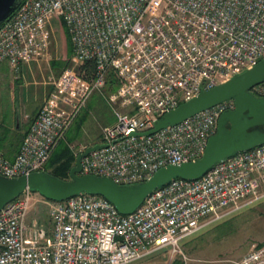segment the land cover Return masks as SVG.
<instances>
[{
	"label": "built area",
	"instance_id": "obj_1",
	"mask_svg": "<svg viewBox=\"0 0 264 264\" xmlns=\"http://www.w3.org/2000/svg\"><path fill=\"white\" fill-rule=\"evenodd\" d=\"M55 17L69 34L72 63L48 77L51 89L15 157L0 149L6 178L45 171L110 70L120 81L106 96L114 121L102 127L106 146L81 159L80 175L133 185L166 165L195 161L233 99L150 135L130 133L151 129L169 110L264 59V0H21L0 24V64L18 73L48 60ZM87 60L94 62L90 79L79 70ZM252 92L264 97V82ZM87 147L74 149L75 157ZM262 199L264 144L197 179L170 180L128 214L97 194L56 201L25 189L0 209V264H132L168 250L186 264L185 238ZM233 264H264V244L250 242Z\"/></svg>",
	"mask_w": 264,
	"mask_h": 264
},
{
	"label": "water",
	"instance_id": "obj_2",
	"mask_svg": "<svg viewBox=\"0 0 264 264\" xmlns=\"http://www.w3.org/2000/svg\"><path fill=\"white\" fill-rule=\"evenodd\" d=\"M20 1L0 0V24L12 15ZM263 82L264 59L233 78L202 90L190 100L169 110L154 123L151 129L130 133V135H150L178 124L224 100L233 99L234 109L220 114L215 134L208 138L203 154L195 161L169 164L157 169L144 181L133 185H118L108 177L80 175L81 159L90 152L106 146L94 144L75 157L68 179H60L47 171L32 172L15 178L0 175V209L25 189H29L56 201L65 200L79 193L101 195L113 204L119 213L128 214L137 208L152 190L165 185L170 180L197 179L216 162L233 153L264 144V97L252 92L253 87Z\"/></svg>",
	"mask_w": 264,
	"mask_h": 264
},
{
	"label": "rangeland",
	"instance_id": "obj_3",
	"mask_svg": "<svg viewBox=\"0 0 264 264\" xmlns=\"http://www.w3.org/2000/svg\"><path fill=\"white\" fill-rule=\"evenodd\" d=\"M50 27L51 35L48 60L25 64L29 65L32 70L31 72H24L23 75H21L20 69L18 73L12 70H6L5 75L0 78V86L2 83H11L12 81L18 80L19 82H32L33 80L44 81L46 84L50 85L48 77L57 76L62 68L60 66L52 67V61L66 59L67 55L66 41L60 18L55 17ZM71 63L70 61L68 67L71 66ZM33 68H36L39 75L34 73ZM108 93L109 92H107L105 88L102 91H94L89 97L86 106L82 109L68 130L64 140L67 142L66 144L69 146L74 156V149L78 146L84 145L89 141L101 142L102 127L114 121L111 105H109L106 100ZM3 100L6 99H0V101ZM26 111V109H21V111H17V113H20V117L23 118L27 115ZM5 112L6 104H4V102L0 103V115ZM73 131L78 132L75 135ZM57 162L58 161H56V163ZM237 211H239L237 216H233L221 222L218 221L220 223L214 222L205 226L203 229H200L197 233L185 238L181 242L180 248L187 258V264H201V245H205L208 248L207 254L209 258H215L218 256H213L214 252L211 253L208 245H238V247L236 246L237 249L235 253H239L243 251L245 247H248L249 243L252 241L264 242V199L243 206ZM29 213L33 215L32 211ZM211 248H213V246H211ZM176 257L182 258L181 255L176 253L172 255V252L169 250L158 251L132 264H171ZM225 257L231 259L235 258V256L229 255Z\"/></svg>",
	"mask_w": 264,
	"mask_h": 264
},
{
	"label": "crops",
	"instance_id": "obj_4",
	"mask_svg": "<svg viewBox=\"0 0 264 264\" xmlns=\"http://www.w3.org/2000/svg\"><path fill=\"white\" fill-rule=\"evenodd\" d=\"M6 70L11 71L6 63H1L0 78L5 75ZM31 70L32 68L29 65L24 64L20 68V73L23 75L24 72H31ZM33 71L35 74H38L36 68H33ZM50 89L51 86L46 84L44 81L35 80L32 82H19L18 80L12 81L11 83L1 84L0 99L5 98L6 100L0 101V103L4 102V104H6V112L0 115V149L8 159H13L15 157L30 122L35 117L44 97L47 95ZM21 109L27 110V115L23 118L20 117V113H17V111H21ZM111 123L112 122L109 124ZM99 143L100 141H89L84 145L90 146ZM237 214H239V211H234L230 213L228 217L219 221L221 222L225 219L237 216ZM258 243L264 244V242ZM208 246L210 248L209 250H211V253L214 252L213 256L218 257L209 258V255L207 254L208 248L205 245H201V264H233V261L239 259L248 249V247H245L243 251L235 253L238 245ZM211 246H213V248H211ZM226 255L235 256V258L231 259L229 257H225Z\"/></svg>",
	"mask_w": 264,
	"mask_h": 264
},
{
	"label": "trees",
	"instance_id": "obj_5",
	"mask_svg": "<svg viewBox=\"0 0 264 264\" xmlns=\"http://www.w3.org/2000/svg\"><path fill=\"white\" fill-rule=\"evenodd\" d=\"M62 28L66 41L67 55L66 59L60 61H52V67H62L61 70L70 65L71 56H72V46L70 43V37L67 32L65 25L62 23ZM80 72L87 78L90 79L94 71V62L93 60H87L80 68ZM120 81L114 70H110L106 77L105 90L107 92H113L116 90ZM74 132V131H73ZM78 132V131H77ZM75 131V135L77 134ZM65 140L60 141L55 147L49 161L46 164L45 171L49 172L51 175L56 176L60 179H68L69 170L75 162V156L72 154L69 146L66 144ZM60 153V154H59ZM56 161H58L56 163ZM171 264H184L181 258L176 257L173 259Z\"/></svg>",
	"mask_w": 264,
	"mask_h": 264
}]
</instances>
